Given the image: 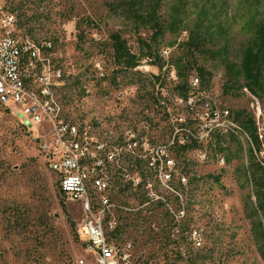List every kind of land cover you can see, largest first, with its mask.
Returning <instances> with one entry per match:
<instances>
[{
    "label": "rangeland",
    "instance_id": "374dc122",
    "mask_svg": "<svg viewBox=\"0 0 264 264\" xmlns=\"http://www.w3.org/2000/svg\"><path fill=\"white\" fill-rule=\"evenodd\" d=\"M18 1L0 0V11L16 9L36 42L52 43L65 82L55 100L72 123L92 132L96 126L97 135L112 136V141L129 135L135 125L148 138L156 131V146L175 165L171 182L155 180L150 198L144 186L147 162L136 163L144 182L137 191L122 189V202L134 210L118 215L116 229L107 232L111 241L131 254L135 264H264L255 228L257 221L264 228V212L258 209L252 178L256 167L264 171V139H253L257 122L264 126V92L259 97L243 88L226 94V70L216 62L207 64L212 77L205 83L196 71L179 79L171 59L187 32L166 35L156 50L162 61L152 65L158 59L146 56L138 35L108 11L107 0H52L41 7ZM113 33L123 35L138 57L133 70L126 72L114 59ZM226 110L239 127L223 129L213 122L209 134L202 129L204 121L217 113L222 117ZM247 119L255 131L242 126ZM39 142L0 104V264H94L79 230L81 207L61 194ZM126 157L128 167L134 159ZM195 233L202 239L200 248L194 245Z\"/></svg>",
    "mask_w": 264,
    "mask_h": 264
},
{
    "label": "built area",
    "instance_id": "2783aa9c",
    "mask_svg": "<svg viewBox=\"0 0 264 264\" xmlns=\"http://www.w3.org/2000/svg\"><path fill=\"white\" fill-rule=\"evenodd\" d=\"M17 22L14 13L0 11V104L11 109L21 124L40 140L38 149L49 170L57 175L61 194L67 201L80 205L83 218L79 230L94 264H135L131 254L107 235L116 229L119 214L134 210L122 202V189L137 191L143 185L142 170L136 163L145 160L150 173L144 186L153 198L155 180L171 182L175 165L171 159L164 158L166 151L156 146V131H150L148 138V133L137 125L120 141H112L109 135H97L94 126V137H89L86 153H79L82 125H72L65 109H59L53 101V93L65 83L62 67L54 63L53 45L50 41L40 44L26 34L21 35ZM163 54L167 56L169 52L165 50ZM19 61H26V69H19ZM198 82L195 79L194 85ZM33 87L43 88V95H33ZM222 114L223 119L217 113L212 120L204 121L202 129L209 134L213 122L223 129L239 127L229 120L228 110ZM260 115L258 107V118ZM141 124L147 127V123ZM155 126L154 123V130ZM257 126L258 141L263 143L264 126L259 122ZM141 149L144 154H140ZM260 153L264 167V150ZM127 155L134 159L128 167ZM186 181L182 177V182ZM193 242L196 248L202 246V239L196 233Z\"/></svg>",
    "mask_w": 264,
    "mask_h": 264
},
{
    "label": "trees",
    "instance_id": "16d2710c",
    "mask_svg": "<svg viewBox=\"0 0 264 264\" xmlns=\"http://www.w3.org/2000/svg\"><path fill=\"white\" fill-rule=\"evenodd\" d=\"M51 1L19 0L18 4L25 7L33 2L41 7ZM106 6L113 16L122 19L124 27L138 35L140 47L147 50L146 56L158 59L152 65L162 61L156 50L166 35L187 32V40L179 44V54L171 59L179 79L184 80L196 71L205 83L212 77L207 64L216 62L226 70V94L235 95L243 88L259 97L264 92V0H107ZM15 10L11 13L15 14ZM17 26L33 38L26 22L18 20ZM110 47L123 70L128 72L138 66L139 59L123 35L111 34ZM242 126L246 130L252 126L255 131L250 119L242 121ZM253 139L259 143L256 135ZM256 169L252 178L258 190V209L264 212V171ZM255 228L261 236L259 251L264 261L262 222L257 221Z\"/></svg>",
    "mask_w": 264,
    "mask_h": 264
},
{
    "label": "bare ground",
    "instance_id": "6f19581e",
    "mask_svg": "<svg viewBox=\"0 0 264 264\" xmlns=\"http://www.w3.org/2000/svg\"><path fill=\"white\" fill-rule=\"evenodd\" d=\"M19 69H26V61H19ZM33 95H43V88L40 87H33ZM55 93H53V101L57 102V106L59 107V102L57 98L55 100ZM60 109V107H59ZM72 125H76L73 124ZM83 133L80 136V144L79 145V153H86V146H89V137H94V132L87 131L86 129L82 128Z\"/></svg>",
    "mask_w": 264,
    "mask_h": 264
}]
</instances>
